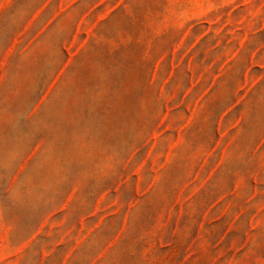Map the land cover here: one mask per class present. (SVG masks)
<instances>
[{
	"label": "rangeland",
	"instance_id": "rangeland-1",
	"mask_svg": "<svg viewBox=\"0 0 264 264\" xmlns=\"http://www.w3.org/2000/svg\"><path fill=\"white\" fill-rule=\"evenodd\" d=\"M0 264H264V0H0Z\"/></svg>",
	"mask_w": 264,
	"mask_h": 264
}]
</instances>
